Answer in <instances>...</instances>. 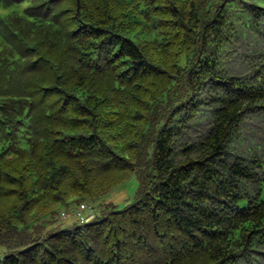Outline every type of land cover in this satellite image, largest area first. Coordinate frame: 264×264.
Here are the masks:
<instances>
[{"label": "trees", "instance_id": "obj_1", "mask_svg": "<svg viewBox=\"0 0 264 264\" xmlns=\"http://www.w3.org/2000/svg\"><path fill=\"white\" fill-rule=\"evenodd\" d=\"M263 26L264 0H0V264L264 256V144L231 152L264 116V54L221 57ZM84 202L93 221L56 225Z\"/></svg>", "mask_w": 264, "mask_h": 264}, {"label": "rangeland", "instance_id": "obj_2", "mask_svg": "<svg viewBox=\"0 0 264 264\" xmlns=\"http://www.w3.org/2000/svg\"><path fill=\"white\" fill-rule=\"evenodd\" d=\"M264 30V26H263ZM235 45H229L222 53L221 57L225 59V68L227 71L233 74H239L245 68V64L240 60V56H248V59H252L258 62L260 57L264 54V41H258L251 35L245 38L237 39ZM252 45V46H251ZM252 49V52L248 49ZM208 120L201 118L196 125L189 131V138H195L207 129ZM185 140V141H186ZM264 144V116L254 114L249 116L244 127L239 134L238 138L234 141L231 152L233 156L241 155L247 159L253 158L257 152L262 149ZM139 181L136 174H133L128 181L114 190L105 198V203H114L117 205V209H122L126 205L132 203L135 194L138 190ZM92 204L97 211V204ZM75 218H72L66 222L58 220L56 225L64 226L72 224ZM250 261H242L241 264H264V256L259 254H253Z\"/></svg>", "mask_w": 264, "mask_h": 264}, {"label": "built area", "instance_id": "obj_3", "mask_svg": "<svg viewBox=\"0 0 264 264\" xmlns=\"http://www.w3.org/2000/svg\"><path fill=\"white\" fill-rule=\"evenodd\" d=\"M72 218L80 223H89L96 218V209L90 203H81L61 213L60 219L66 222Z\"/></svg>", "mask_w": 264, "mask_h": 264}]
</instances>
